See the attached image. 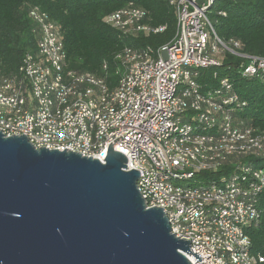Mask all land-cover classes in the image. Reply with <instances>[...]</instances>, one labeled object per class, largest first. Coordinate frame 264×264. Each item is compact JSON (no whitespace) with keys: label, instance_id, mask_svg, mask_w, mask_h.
Listing matches in <instances>:
<instances>
[{"label":"built area","instance_id":"built-area-1","mask_svg":"<svg viewBox=\"0 0 264 264\" xmlns=\"http://www.w3.org/2000/svg\"><path fill=\"white\" fill-rule=\"evenodd\" d=\"M174 38L153 50L126 47L115 56V81L65 69L61 28L34 7L38 52L27 55L17 78L0 81V130L25 135L36 149L70 151L104 162L111 147L139 172L146 208H161L171 233L187 241L202 263L264 264L250 255L246 229L260 221L258 200L264 169L240 166L216 182L198 184L203 172L264 156V131L233 115L238 96L225 77L214 89L199 84L200 72L220 66L229 53L247 60L244 77H259L264 58L240 54L213 28L218 0H168ZM145 11L127 5L105 18L124 34L162 33L145 22ZM106 69V65L103 66Z\"/></svg>","mask_w":264,"mask_h":264},{"label":"water","instance_id":"water-1","mask_svg":"<svg viewBox=\"0 0 264 264\" xmlns=\"http://www.w3.org/2000/svg\"><path fill=\"white\" fill-rule=\"evenodd\" d=\"M1 131L0 264L202 263L146 208L122 153L110 147L102 163Z\"/></svg>","mask_w":264,"mask_h":264},{"label":"trees","instance_id":"trees-1","mask_svg":"<svg viewBox=\"0 0 264 264\" xmlns=\"http://www.w3.org/2000/svg\"><path fill=\"white\" fill-rule=\"evenodd\" d=\"M130 4L145 11L146 23L164 26L165 30L132 37L105 22L109 14ZM34 7L60 26L65 69L106 77L108 81L117 78L115 56L124 48L155 50L170 42L176 30L174 11L168 0H0V81L18 79L23 59L38 52V26L29 16ZM212 9L225 13V16H210L219 39L238 42L237 51L242 55L264 58V0H218ZM246 64V59L224 53L220 66L202 70L198 82L205 91L217 87L213 73L225 77L238 96L233 115L246 127L264 131V72L259 77H244L241 66ZM243 165L264 169V156L244 158L225 164L216 172L200 173L196 183L216 182L236 173ZM258 205L260 221L248 227L246 234L250 255L264 257V189Z\"/></svg>","mask_w":264,"mask_h":264}]
</instances>
